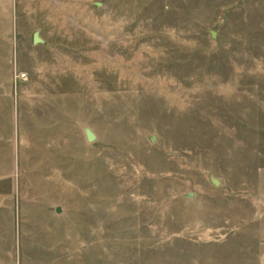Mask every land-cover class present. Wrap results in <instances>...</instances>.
<instances>
[{"label": "rangeland", "instance_id": "rangeland-1", "mask_svg": "<svg viewBox=\"0 0 264 264\" xmlns=\"http://www.w3.org/2000/svg\"><path fill=\"white\" fill-rule=\"evenodd\" d=\"M0 264H264V0H0Z\"/></svg>", "mask_w": 264, "mask_h": 264}, {"label": "water", "instance_id": "water-1", "mask_svg": "<svg viewBox=\"0 0 264 264\" xmlns=\"http://www.w3.org/2000/svg\"><path fill=\"white\" fill-rule=\"evenodd\" d=\"M211 36H213L212 32H211ZM32 41H33V43L39 41V38L36 36L35 33L32 36ZM84 135H85L86 141H88V142H90V141H92L94 139L93 133L87 128L84 130ZM149 141H153V137L152 136L149 138ZM209 181L214 186H216L218 184V181L215 178H213V177H210ZM187 196H191V193H187ZM55 211L58 212V208H56Z\"/></svg>", "mask_w": 264, "mask_h": 264}]
</instances>
